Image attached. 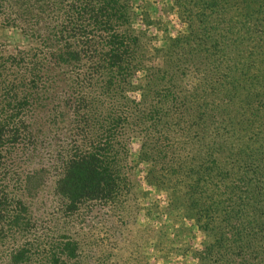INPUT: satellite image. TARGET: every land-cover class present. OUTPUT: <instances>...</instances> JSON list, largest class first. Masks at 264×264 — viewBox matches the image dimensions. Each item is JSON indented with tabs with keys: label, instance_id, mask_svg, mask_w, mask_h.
Segmentation results:
<instances>
[{
	"label": "trees",
	"instance_id": "obj_1",
	"mask_svg": "<svg viewBox=\"0 0 264 264\" xmlns=\"http://www.w3.org/2000/svg\"><path fill=\"white\" fill-rule=\"evenodd\" d=\"M0 3V264H108L77 220L127 210L139 171L194 264H264V0H171L159 45L139 0Z\"/></svg>",
	"mask_w": 264,
	"mask_h": 264
},
{
	"label": "rangeland",
	"instance_id": "obj_2",
	"mask_svg": "<svg viewBox=\"0 0 264 264\" xmlns=\"http://www.w3.org/2000/svg\"><path fill=\"white\" fill-rule=\"evenodd\" d=\"M139 3L153 22L148 26L140 23L138 25L147 29L153 43L161 44L166 32L174 34L177 29H183L184 25L171 6V0H139ZM5 7L8 5L3 6L0 3V16ZM10 16H14L13 12ZM139 18V21L142 20L141 14ZM1 20L2 17L0 49L13 50L18 38L14 25H6ZM137 147L138 141L134 139L133 151ZM142 167L141 165L140 169ZM136 176L140 185L134 194L136 202L132 201L125 208L127 210L121 212L115 208L109 209L105 221L98 223L84 217L78 218L80 227L82 224L91 226L96 234L89 239L86 233L85 236L83 234L84 238L104 243L110 248L111 251L102 252L109 256L108 264H194L191 250L200 247L202 234L192 220L182 217L180 209H169L166 190L146 184L141 171ZM50 203L52 205L51 196L44 200L43 207L48 208ZM95 252L92 254L95 258L93 261L100 258L98 251Z\"/></svg>",
	"mask_w": 264,
	"mask_h": 264
}]
</instances>
